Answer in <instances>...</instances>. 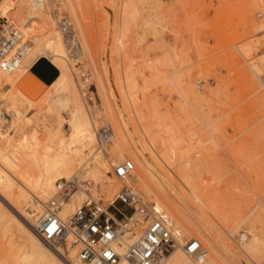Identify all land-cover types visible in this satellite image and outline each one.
Instances as JSON below:
<instances>
[{
	"label": "rangeland",
	"instance_id": "rangeland-1",
	"mask_svg": "<svg viewBox=\"0 0 264 264\" xmlns=\"http://www.w3.org/2000/svg\"><path fill=\"white\" fill-rule=\"evenodd\" d=\"M61 3L54 2L53 8L48 4L44 15L56 27L69 17L83 43V59L74 58L78 61L72 64L78 91L68 92V81L48 51L18 83L34 106H27L16 90L4 89L0 149L7 153L3 166L15 181L30 188L42 182L46 189L59 182V165L70 158L56 155L57 135L71 133L65 122L86 103V113L99 120L95 145L86 146L103 147L114 179L108 188L105 175L97 181L85 174L76 177L81 187L74 194L86 185L88 196L75 212L90 199L115 214L111 203L124 186L138 194L139 204L127 207L117 202V209L127 216L151 210L153 201L134 175L135 162L131 157L117 159L113 135L97 129L107 120L118 133L124 120L130 144L172 160L170 177L178 188L177 219L183 226L202 223L201 216L212 220L198 197L182 186L185 174L192 177L201 198L215 200L227 213H259L264 206V0H72L80 28L71 7ZM33 21L28 28L33 32L24 36L25 41L42 39L47 32L34 24L38 19ZM125 161L135 165L128 186L114 176L116 166ZM181 162L183 167L178 166ZM86 171H91L89 165ZM53 191L50 196L57 189ZM2 229L1 225L0 237ZM243 233L244 229L235 240L229 239L232 246ZM189 234L185 243L199 241L210 256L212 241L205 232L193 229Z\"/></svg>",
	"mask_w": 264,
	"mask_h": 264
},
{
	"label": "bare ground",
	"instance_id": "bare-ground-1",
	"mask_svg": "<svg viewBox=\"0 0 264 264\" xmlns=\"http://www.w3.org/2000/svg\"><path fill=\"white\" fill-rule=\"evenodd\" d=\"M1 1L0 21L7 19L13 28L20 31L23 30L21 32L25 36L33 32L32 30H28L29 25L33 24L30 21L34 20L33 22H35V19H38V23L35 22L34 24H38L37 26L44 28L47 32L42 39H38L36 36L32 40H24L23 43H25L24 47L27 52L23 55L19 70L14 73H6L0 70V105L4 100V89L7 87H10L11 90H16L18 98H21L27 106H34L36 104L25 98L23 93L18 89V83L23 79L24 75L31 72L36 61L41 56H48L47 51L51 53L50 58H52V63L61 70L64 74L62 76L66 77L69 86L68 92L78 91V86L72 75L74 73L73 63L78 60L76 61L72 57L69 49L64 45L65 41L58 31V28L61 26L56 27L57 25L44 15H47L48 4L53 8L54 2H62L71 7V14L80 28L72 0H4L2 3ZM69 21L71 20L69 19ZM78 40L82 48V55L79 56V60H82L84 46L80 39ZM86 82L83 84L85 85ZM128 99L129 102L130 98ZM125 104L127 103L125 102ZM86 105L85 103L83 107L80 106L78 110L72 112L68 117V122H65L71 128V133L68 135H57L58 151L56 155L59 153V155L70 158V160H64L59 165V173L61 174L59 181L70 180L74 177H79L81 174H85L88 179L93 178L97 181L101 176L105 175L107 177L106 185L108 184L107 186L110 188L112 187L110 183L114 177L109 171L110 163L106 160L103 147L93 150L88 149L86 146L88 144L93 146L96 142L97 137L94 129L98 127L99 123V120H92L90 115L86 113ZM117 112L121 114L120 110ZM105 123V126L101 123L103 126L97 129H104L107 135H113L114 142L116 143L114 149L117 159L123 160L127 157L133 159L137 166V171H134L136 180L140 183L146 197L153 201L150 204L151 210L148 213L146 212L147 210H143L144 214L141 213L139 215L138 210L137 214L134 215V219L137 220L144 217L142 223L139 221L140 226L148 224L153 218L160 215L165 216L171 224V231L177 241V245L174 250L164 256L163 264H264V206L259 213L252 212L248 217L242 216L240 213L229 214L227 211L219 208L215 200L205 197L201 198L198 186L189 174H185L181 178L182 186L192 193L195 198L198 197L212 220L201 216L199 218L202 219V223L195 220L190 227L183 226L177 219L179 216L178 211L180 210L175 201L179 198V192L170 177V172L174 171L172 160L158 159L150 150L146 151L142 145L130 144L128 140L130 135L127 136L126 132L128 131L125 129L128 126H126L124 120L120 122L121 126L118 127V133H116V130L107 120H105ZM30 124L29 122V128H32ZM62 126L63 124L60 123V127ZM6 155L7 153L0 149V226H3L0 237V264H85L79 257L80 247L74 243L72 238L69 239L68 245H66L67 251H64L61 246L57 248L48 246L35 231V228L40 224L44 216L45 205L57 195V192L54 191L58 182L49 189L43 187L41 185L42 182L33 188L24 183L18 184L17 180L15 181L14 179L15 176L3 166V159ZM116 163L118 164L119 162L116 161ZM88 165L91 168L89 173L86 171V166ZM178 166L183 167L182 162ZM127 180L124 183L128 186ZM85 187L86 185L81 188L78 194H74L73 201L70 202V199L63 208L61 218L64 221H69L72 218L73 214L76 213V207L80 206L79 203H82L84 198L88 196V193L85 192L86 190H83ZM50 189L54 190V194L51 196L49 193ZM46 200H48L47 203ZM88 201L93 200L89 199ZM44 202L46 203L45 205ZM189 203L192 207L194 206L193 201ZM81 208L77 209V211ZM29 209L32 210L30 213L27 212ZM163 211H166L172 220ZM110 215L113 216L112 213ZM193 229H200V231L205 232V235L212 241L210 256L209 251L205 249L208 254L203 261L190 257L184 249L186 246L185 237H188ZM242 229H244L247 238L239 242L236 240L241 248V251H239L240 249L235 243V246L238 248L237 251L235 250V246H232L230 242H234L233 240L237 238L236 235ZM227 235L229 236L228 239L226 238ZM243 235H239L240 239ZM229 239L233 240L230 241ZM3 240H5V243L2 244L1 241Z\"/></svg>",
	"mask_w": 264,
	"mask_h": 264
},
{
	"label": "built area",
	"instance_id": "built-area-1",
	"mask_svg": "<svg viewBox=\"0 0 264 264\" xmlns=\"http://www.w3.org/2000/svg\"><path fill=\"white\" fill-rule=\"evenodd\" d=\"M60 25L69 52L78 58L82 48L73 23L64 18ZM23 42L24 35L20 30L13 28L7 19L0 21V70L14 73L21 68L23 55L27 52ZM85 96L89 94L86 92ZM89 99L92 98L89 96ZM134 171V163L126 161L115 168L114 176L123 184ZM80 187L76 177L59 181L56 197L44 207V216L35 231L51 248L66 246L72 238L79 245V257L85 264H163L164 256L176 248L177 241L165 216L153 218L147 228L140 231L134 214L127 216L114 206L117 202L127 207L139 204L138 194L130 187L124 186L111 204L116 210L113 216L109 208L87 201L69 221H64L61 212ZM243 234L241 241L247 238ZM184 249L199 261L205 260L208 254L197 240L187 242Z\"/></svg>",
	"mask_w": 264,
	"mask_h": 264
},
{
	"label": "water",
	"instance_id": "water-1",
	"mask_svg": "<svg viewBox=\"0 0 264 264\" xmlns=\"http://www.w3.org/2000/svg\"><path fill=\"white\" fill-rule=\"evenodd\" d=\"M35 71H36V70H35ZM55 76L57 77V75H55ZM56 77H55V78H56ZM51 82H52V80H51Z\"/></svg>",
	"mask_w": 264,
	"mask_h": 264
}]
</instances>
